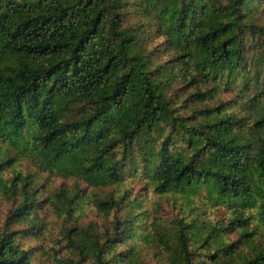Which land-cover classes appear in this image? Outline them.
<instances>
[{
    "label": "trees",
    "instance_id": "1",
    "mask_svg": "<svg viewBox=\"0 0 264 264\" xmlns=\"http://www.w3.org/2000/svg\"><path fill=\"white\" fill-rule=\"evenodd\" d=\"M236 84L249 90L242 114L216 98ZM23 139L49 171L92 187L142 175L155 193L203 189L230 210L217 225L194 206L155 217L164 264H264V0H0V143ZM11 161L0 149V182ZM38 187L20 173L8 186L20 201L0 226V264H32L18 238L40 232ZM79 190L54 194L69 217ZM125 194L92 201L104 214L129 205L104 239L65 226L57 242L77 259L53 264H146L145 210Z\"/></svg>",
    "mask_w": 264,
    "mask_h": 264
},
{
    "label": "rangeland",
    "instance_id": "2",
    "mask_svg": "<svg viewBox=\"0 0 264 264\" xmlns=\"http://www.w3.org/2000/svg\"><path fill=\"white\" fill-rule=\"evenodd\" d=\"M241 85L224 86L217 92V100L226 104L227 111L235 114H242L244 107L248 104L245 94L240 95ZM247 101L246 105L244 102ZM209 104H215L216 101L210 100ZM1 151H6L7 155L12 157V161L5 165L0 182V226L3 225L5 217L11 209L17 205L20 198L12 196L8 190L13 176L20 173L28 179H32L39 186L41 207L36 210V220L42 222L40 232L37 237L33 234L27 237H19L18 240L22 247L33 246L34 258L32 264H53L54 257L65 262L77 259L76 252L65 246V242H57L62 238V229L65 226L73 224L80 226L90 225L96 230L98 235L104 239L106 235L112 232L115 221L123 218L129 205L121 210H113L109 214H104L92 201L95 197H104L113 194L116 197L126 195L134 200L137 206L141 205L145 214L139 217L137 222V241L135 249L140 252L146 264H164L161 260L158 245L153 243V235L150 232V222L154 218L161 217L163 222L180 216L185 213L189 207H197L200 221L204 220L207 224L217 225L226 223L231 216L228 208L221 204L214 205L207 198L203 189L194 192L170 191L167 193H155L142 175L130 176L120 184L108 185L97 188L87 185L84 180L73 176H62L48 170L41 162L36 152L32 151L31 146L26 144L25 139L17 143H0ZM62 188L80 189L79 193L83 195L80 208L75 211L72 217L61 210V206L56 202L54 194ZM53 201H55L53 203ZM195 209V208H194ZM27 223L21 222L13 225V229H26ZM228 232L222 237L226 240H232L236 237L235 232ZM264 235V230L262 231ZM35 237V238H34ZM264 242V236L261 237ZM125 245L119 244L118 249H123Z\"/></svg>",
    "mask_w": 264,
    "mask_h": 264
}]
</instances>
